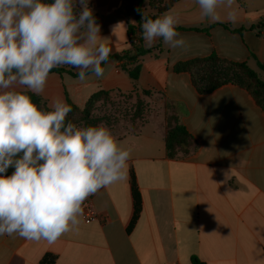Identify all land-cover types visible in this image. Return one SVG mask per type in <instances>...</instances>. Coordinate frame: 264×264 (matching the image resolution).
I'll return each mask as SVG.
<instances>
[{"label":"crops","instance_id":"crops-1","mask_svg":"<svg viewBox=\"0 0 264 264\" xmlns=\"http://www.w3.org/2000/svg\"><path fill=\"white\" fill-rule=\"evenodd\" d=\"M137 4L89 0L99 35L111 49L104 74L89 72L81 81L49 73L39 94L49 107L55 100L68 104L67 95L83 107L101 91L142 97L150 92L152 110L127 133L114 136L118 147L131 153L125 178L89 196L79 225L55 243L0 235V264H45L47 255L53 264H192L193 257L205 264H264V111L235 83L200 92L189 73L174 70L181 61L216 54L246 62L264 81V0H235L234 23L223 7L220 20L212 22L202 17L196 0H179L160 17L177 18L185 46L173 49L163 38L149 46L142 32L139 48L149 50L143 55L129 43V26H138ZM142 10L149 12L148 1ZM135 66L137 80L124 69ZM59 67L78 74L69 65ZM173 117L192 140L170 159L165 137L176 124ZM132 171L143 207L128 232ZM87 202L95 210L89 222Z\"/></svg>","mask_w":264,"mask_h":264},{"label":"clouds","instance_id":"clouds-1","mask_svg":"<svg viewBox=\"0 0 264 264\" xmlns=\"http://www.w3.org/2000/svg\"><path fill=\"white\" fill-rule=\"evenodd\" d=\"M196 2L212 22L222 7L228 21L237 19L235 0ZM142 21L147 45L163 38L173 49L185 46L173 14L142 13ZM99 33L89 0H0V235L55 243L79 225L89 196L125 178L130 150L106 127L65 124L70 105L55 100L45 111L25 94H41L63 65L81 81L89 72L102 76L111 49Z\"/></svg>","mask_w":264,"mask_h":264},{"label":"trees","instance_id":"trees-1","mask_svg":"<svg viewBox=\"0 0 264 264\" xmlns=\"http://www.w3.org/2000/svg\"><path fill=\"white\" fill-rule=\"evenodd\" d=\"M142 1L143 0H137L138 2L137 9L140 10L139 12L137 11L136 13V21L138 23V26H132V25L129 26V29H128L129 35L131 33H134L136 29H138L141 34L143 32L141 28V25L143 24L142 13H144V11L142 10ZM177 1L179 0H168L164 4L163 9L159 10L155 15H152V14H144V15L150 19L160 18L161 14L169 10ZM45 2L51 3V2H54V0H45ZM179 29L181 28H176V30H179ZM205 31L208 32L209 29H205ZM129 43L138 51L140 55H143L149 52V50H144L142 48H139V44L136 46L133 45L130 37H129ZM139 43H140V38H139ZM113 58L117 60L123 59L116 55L113 56ZM210 65L215 68H219L220 66H223L224 70L231 68L232 71L234 72L238 71L241 74V76L244 77V80L235 81L233 79H227L224 77H220L218 76V74H213V73H209V72L202 70L203 67H207ZM102 66H103V63L101 67ZM260 67L261 69L264 70L263 65H260ZM124 69L128 71L132 79L134 80L138 79V76H139L138 66H135L134 68H131V69H127L124 67ZM174 70L177 73H183V72L189 73L191 75L193 86L197 88L200 92H211L214 89H217L227 83H235L241 86L247 92H249L254 97L257 105H259L264 111V103H261L257 99V96H256L257 92L264 93V81L259 78L257 72L253 70L246 62L228 60V59L221 58L216 54H211L207 57L193 58L190 60L181 61L175 65ZM50 73H58V74L67 73L69 75H72L73 77H78V74H75L71 70H67L65 68H60V67L53 68L50 71ZM108 93L109 92L101 91V92H98L92 95L91 98L85 104L84 110H81V107L75 105L67 95V102H68V105L71 106L72 111L67 115L65 124H67L69 121L72 122L73 116L79 113L83 116L84 119H87L90 116L93 103L98 101L102 97V95H105ZM144 93L148 94L150 92L145 91ZM25 94L30 96L31 100L33 101V103H35L38 106V108H41L45 111L51 110L48 104L39 95H36L31 92H25ZM171 119L175 120L176 124L168 129L166 133V137H165L166 154H167V157L170 159L175 157L176 152L179 148L187 149L192 140V136L187 130V128L184 125L178 123L176 118L173 117ZM12 171H14V169L10 168L7 174L11 175ZM131 191H132L134 212H133V217L131 219L130 225L128 227V232H130L132 228L134 227V225L136 224L139 218V215L142 211V207H143V196L139 189L136 175L134 174L133 171L131 172ZM44 262L45 264H53L54 257L51 255H47L44 258ZM192 264H205V263L202 262L199 258L193 257Z\"/></svg>","mask_w":264,"mask_h":264},{"label":"rangeland","instance_id":"rangeland-1","mask_svg":"<svg viewBox=\"0 0 264 264\" xmlns=\"http://www.w3.org/2000/svg\"><path fill=\"white\" fill-rule=\"evenodd\" d=\"M147 1L149 7L147 14L155 15L159 10L163 9L164 4L168 0ZM147 1H142V8L146 7ZM77 10H79V5H77ZM202 70L235 81L244 80V77L238 71L234 72L231 68L224 70L223 66L215 68L210 65L203 67ZM148 94L143 93L142 97L140 95L111 94L109 92L93 103L90 116L87 119H84L79 113L73 116L72 123L78 127L104 126L111 132L113 137L123 135L132 129L131 124L133 121L144 119L145 115L152 110L151 102L146 99ZM256 96L261 103H264L263 92H257ZM84 106L81 107V110H84Z\"/></svg>","mask_w":264,"mask_h":264},{"label":"built area","instance_id":"built-area-1","mask_svg":"<svg viewBox=\"0 0 264 264\" xmlns=\"http://www.w3.org/2000/svg\"><path fill=\"white\" fill-rule=\"evenodd\" d=\"M129 37L132 40V44L133 45H138L139 44V38H140V31L138 29L135 30L134 33H131L129 35ZM85 220L87 222L91 221L94 216H95V210L93 208V206L91 205V203L87 202L85 203Z\"/></svg>","mask_w":264,"mask_h":264}]
</instances>
